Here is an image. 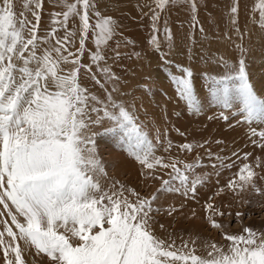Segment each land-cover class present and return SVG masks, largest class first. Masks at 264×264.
<instances>
[{
    "label": "snow or ice",
    "instance_id": "snow-or-ice-1",
    "mask_svg": "<svg viewBox=\"0 0 264 264\" xmlns=\"http://www.w3.org/2000/svg\"><path fill=\"white\" fill-rule=\"evenodd\" d=\"M46 2L52 10L48 26L43 27ZM122 2L130 4L131 0H0L3 264H28L27 257L33 253L46 258L47 264H264V232L249 227L239 234L224 232L226 225L216 217L225 213L211 202L212 197L203 206L205 219L211 229L220 232L226 245L206 243L207 253L200 256L188 242L177 248L174 240L157 235V225L167 232L157 216L163 213L174 218L184 207L156 206L162 195L196 200L199 188L210 176L219 178L221 170L236 167L241 155L239 150L231 157L222 155L223 149L220 154L213 153L208 140L174 144L167 128L156 130L155 142L150 138L146 126L138 122L135 105L123 99L122 78L114 69L126 57L131 58L121 48L134 42L122 31L121 20L127 17L105 15L103 10ZM181 4L188 6L191 26L196 27L198 0H137L134 5L140 13L138 22L149 30L147 48L161 53L160 60L167 63H171L168 56L175 45L163 14L170 6ZM240 8L241 0H231L226 14L230 29L223 34L240 50L238 63H229L223 56L202 57L218 66L204 73L212 100L229 110L208 119L223 121L228 128L246 125L249 142L264 152V98L250 83L243 58L246 49L230 34L239 33L241 41L247 35V29L239 26ZM116 10L123 11L119 7ZM245 11L264 32V0H255L250 11L245 5ZM161 29L163 41L158 38ZM199 32L205 35L202 26ZM114 40L113 47L110 42ZM131 55L142 58L140 52ZM176 70L180 75L170 73L175 95L189 112L199 115L203 106L194 89L193 69L177 65ZM234 106L236 110L231 111ZM237 114L240 119H236ZM175 130L185 137L179 128ZM117 132L126 138V144L123 138L120 142L140 165L144 181L159 182L147 195L118 180L107 187L101 183L107 171L98 155L96 137ZM160 148L164 154L157 155ZM197 149L212 161L213 173L197 172L204 166ZM181 153L195 155L189 162ZM252 155L245 152L243 159ZM257 168L264 172V159L257 157L254 165L243 163L215 195L226 190L239 195L249 188L261 193L255 180L264 176ZM196 215L193 210L192 216ZM235 215L237 219L243 217L240 212ZM191 243L194 245L195 240Z\"/></svg>",
    "mask_w": 264,
    "mask_h": 264
},
{
    "label": "rangeland",
    "instance_id": "rangeland-1",
    "mask_svg": "<svg viewBox=\"0 0 264 264\" xmlns=\"http://www.w3.org/2000/svg\"><path fill=\"white\" fill-rule=\"evenodd\" d=\"M139 2L145 3L149 0H139ZM136 3L137 0H131L130 4L123 2L118 6L109 4V7L103 11L105 15L127 17L121 20L124 26L122 31L124 37L132 40L134 45H128L127 48L122 47L121 51L128 53L131 58L126 57L118 65H114V69L122 78L120 89L124 92L123 99L135 105L138 122L146 126V130L150 132V138L154 142L156 130L159 129L162 132L167 128L169 129V139L174 144L203 143L208 140L213 153L220 154L223 149L222 155L231 157L233 151L239 150L241 155V160L237 161L236 167L221 170L222 174L219 178L214 174L211 175L210 179L199 188L196 200H185L178 194L162 195L156 206H160L162 209H167L169 206L180 209L183 204L184 207L182 213L177 212L174 218L163 213L157 216L159 222L167 228V232H165L157 225V235L163 239L174 240L177 248H180L183 242H188V247H194L195 254L200 256H205L207 253L206 243L226 245L228 242L223 239L220 232L211 229L205 219L203 206L209 197H212L211 202L225 213L222 218L216 217L226 225L224 232L239 234L242 233L244 227L264 232V179L257 177L255 180L261 193L253 192L249 188L239 195L227 190L220 196L215 195L217 189L226 185L243 163L254 165L257 157L264 159V152L254 148L249 142L246 136V125L228 128V125L223 121L208 119L209 116L218 115L221 110L225 112L229 110L222 109L212 100L208 87L209 81L204 78V73L210 69H216L218 66L211 62H205L202 57L223 56L229 63H238L241 58L240 50L223 38V34L230 29L226 14L231 0H198V24L196 27L191 26V13L187 5L169 7V10L163 14V19L168 21V26L174 37L175 47L168 56V61L171 63L161 61V53H154L147 48L146 39L149 30L141 27L138 22L140 13L134 7ZM254 3L255 0H241L239 26L242 30L247 29V35L241 41L239 33L230 32V34L237 44H241L246 49L243 58L246 60L250 83L257 94L264 98V32L252 22L245 11V5L250 11ZM117 7L123 11H117ZM51 10V6L46 2L43 27H47L49 24ZM55 10L59 11L60 9L56 8ZM132 17L137 19L133 20ZM144 23L147 24V20ZM201 26L205 29V35H201L199 32ZM158 38L161 41L165 39L162 29ZM193 40L195 44H193ZM110 43L114 47L116 41ZM163 50L164 52L168 51L167 47H164ZM133 52H140L142 58L138 59L135 55H131ZM177 65L193 69L194 89L203 106L199 115L189 112L186 104L175 95L170 73L180 75L176 70ZM211 74L217 75V72L212 71ZM220 74H222V69H220ZM235 110L234 106L231 111ZM236 119H240L238 114ZM230 123L235 124V120H230ZM253 126L256 125L253 124ZM176 128L183 131L186 134L185 137H181L176 132ZM96 130L103 132V128ZM122 138L126 144L127 140L121 132L96 137L98 155L107 171V178L102 179L101 183L107 187L110 183L118 180L128 187L135 188L142 195H147L159 186V182L144 181L140 175V165L124 151V145L120 142ZM216 140H221L223 143L217 145L214 143ZM196 151L200 153L204 163V166L197 169V172L213 173L214 170L210 166L212 161L208 160L202 149ZM245 152L252 153V157L244 160L243 153ZM156 154H164L163 149H158ZM180 155L182 158L187 155L191 162L195 153H181ZM256 171L260 173V176H264V172H261L259 168ZM217 179H219V184H217ZM193 210L197 213L195 217L192 216ZM237 212L243 214L242 219L236 218ZM192 240H195L194 245L191 243ZM34 260L36 264H47L46 258L41 259L34 253L27 257L28 264H33ZM0 264H3L2 252H0Z\"/></svg>",
    "mask_w": 264,
    "mask_h": 264
},
{
    "label": "bare ground",
    "instance_id": "bare-ground-1",
    "mask_svg": "<svg viewBox=\"0 0 264 264\" xmlns=\"http://www.w3.org/2000/svg\"><path fill=\"white\" fill-rule=\"evenodd\" d=\"M218 136H220V135H218Z\"/></svg>",
    "mask_w": 264,
    "mask_h": 264
}]
</instances>
